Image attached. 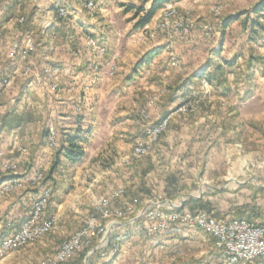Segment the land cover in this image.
I'll list each match as a JSON object with an SVG mask.
<instances>
[{
	"label": "crops",
	"instance_id": "1",
	"mask_svg": "<svg viewBox=\"0 0 264 264\" xmlns=\"http://www.w3.org/2000/svg\"><path fill=\"white\" fill-rule=\"evenodd\" d=\"M88 1L0 0V71L5 70L1 57L8 52L9 42L6 40L9 35L22 39V34L32 27L36 42V51L29 60L35 70L33 74L25 75L19 63L10 68V71L17 70L20 75H25L20 77L24 82L23 92L29 88L32 92L29 96L32 99L27 98L30 101L25 99V93L17 103L21 117L17 129L24 125L18 132L17 141L30 150L27 156L17 153L21 167L18 177L24 188L22 198L33 190L30 186L33 171L49 168L53 161V154L44 150L47 134L41 136L39 129L36 134L32 131L34 123H40L43 115L62 132L71 133L81 128L86 139L83 160L75 164L63 160L61 170L54 175V191L57 193H54V199L59 197V201L53 202L58 209L53 210L55 215L61 211L63 200L72 196V187L87 180L81 173L83 169L103 160L106 162L107 159H103L105 154L120 153L122 149L128 151L139 135L169 119L168 132L157 145L158 156L128 167L127 197L116 200L114 206L126 209L125 204L134 198L141 197L144 201L153 194H159L182 212L206 211L218 218L236 217V211L244 207L245 217L257 224L264 223V174L249 176L251 166L260 168L264 163L253 160L259 152H246L243 143L237 140L239 136L242 138L254 131L251 122L264 120V33H255L249 23L244 28L242 20L245 15L229 21L230 17L240 13L230 10L224 22L217 26L213 40L204 39L196 30L187 42H175L170 47V41L164 35L148 37L149 25L134 28L139 17L131 18L129 14L134 11L127 10L132 5L140 6L144 0H93L97 6L94 16L88 13ZM217 1L199 0V9L208 10ZM260 1H249L245 5L247 11H252ZM27 2L31 4L32 12L26 18L23 14L27 10ZM189 2L191 0L173 3L184 7ZM61 7L68 8L66 19L59 16ZM150 7L151 3L146 9ZM201 14L200 21L206 22L204 13ZM19 18H24L25 22L19 23ZM28 21L29 25L25 26ZM122 26H125L123 31L118 29ZM87 37L99 39L106 45L109 57L118 58L119 71L115 78L108 80L101 74L95 77L84 74L83 65L69 57L68 49L81 52L85 49L88 55ZM139 42L143 44L139 45ZM153 51L157 54L148 61V55ZM173 55L180 61L178 70L169 64ZM226 61L235 63L231 68H225L223 78L226 83L220 84L212 79L209 86H205L203 80H209L207 75ZM47 64L58 65L64 71L63 90L53 96L42 81L41 71ZM248 75H252V79ZM68 81L77 89L72 90ZM79 85H88L90 90L82 94ZM159 89L165 91L164 98L149 108V117L136 116L134 110L141 104V99L150 98L143 91L153 93ZM249 90L251 94L247 96ZM201 96L212 102L209 111L194 116L177 113L183 102H197ZM223 104L231 106L234 111H223ZM77 105L81 110L78 122L74 113ZM222 122H226L225 131ZM3 125L1 122L2 129ZM1 132L5 150L10 154L17 143L13 131L10 134ZM257 143L258 146L264 145L260 140ZM220 180L223 181L222 186L217 185ZM136 183L139 187L134 190L131 185ZM183 196L186 197L185 202L181 200ZM22 198L4 203L2 200L0 218L11 214ZM73 212L70 214L73 218L81 213L79 209ZM134 216L132 222L125 221L112 235V243L117 236L121 237L118 254L112 257L107 253L105 258H93L91 264H172L174 258H170L171 252H168L170 245H177L184 237L194 239L201 235L197 230L190 232L176 224L168 235L152 236L148 234L147 222ZM4 224L2 220L0 228L3 235L6 232ZM173 246L172 249L178 247Z\"/></svg>",
	"mask_w": 264,
	"mask_h": 264
},
{
	"label": "rangeland",
	"instance_id": "2",
	"mask_svg": "<svg viewBox=\"0 0 264 264\" xmlns=\"http://www.w3.org/2000/svg\"><path fill=\"white\" fill-rule=\"evenodd\" d=\"M28 1H30V0H28ZM90 1H92L95 5V12L91 13L88 8H87V10L91 16H94L97 12V6H96L95 1H93V0H90ZM249 1H251V0H233V1L219 0V1L211 4L210 5L211 7L208 10L207 9H204V10L199 9V0H191V2H189L184 7H180V6L174 5L173 2L172 3L169 2L167 4H170L174 7V9L177 12L176 16H174V17L168 16V12L165 10V7L167 6V4H165V6H163L155 14L152 21L148 24L150 26V28L148 27V30H147L148 31V37L150 38L151 35L152 36H158L160 34V35H164L165 38L167 39L168 34H170V33L172 35L174 34L175 38L170 43V47H172L175 42H187L190 39V37L192 36L193 32L197 30V31H200V33L204 39H206L208 41L213 40L214 36L217 33V26H219L222 22H224L225 17H226V15L229 14L230 10H233L235 12L240 11V13H244L245 11L248 10V8H246L245 5ZM149 3H151V1H149L146 4V6ZM26 5H27V8H26L27 10H26L25 14H23V13L22 14L27 18V16L32 12V7H31V4H29L28 2ZM151 5H152V3H151ZM242 6H244V8H242ZM61 8H63V7H61ZM66 9L68 10V8H66ZM128 11L129 10H127V12ZM201 13H204V15L207 19L206 22L200 21L201 16H202ZM129 16H131V18H132V16H134L133 19L136 18L134 12L130 13ZM253 17H254V15H253ZM180 20H183L185 24L188 23V24H193L195 26L193 28V30L191 31V33H189V35H187L186 37H184L182 39H181V37L176 36V35H178V33H176V30H173V28H171L172 26H174L177 23V21L179 22ZM138 21H139V18H138ZM18 22L19 23L21 22V18H19ZM166 22L169 23V26H166L165 28H163L162 24H164ZM208 24H215L213 34L210 37H206L205 33H204L205 27ZM136 25H137V23H136ZM136 25L134 28L138 29V28H136ZM124 27L125 26H122L121 28H118V29H121L123 31ZM32 29L33 28L31 27L30 29H27V31L31 32L32 36H34V33H33L34 29L33 30ZM14 37H15L14 35H12V36L9 35L8 36L9 40H8V38H7L8 41L6 40V43L9 42L8 50L10 48V44H11L12 40L14 39ZM45 37H46V35H45ZM94 39L101 42L99 39H97L95 37H94ZM88 43H89V40L87 37L86 50H87V52H89L88 55H86L85 49L83 50L84 53L81 52L80 50L72 51V50L68 49L67 54L69 55V57L71 59L75 60V62H80L83 65L82 71L84 74H89L90 76H94V77L96 75L101 74L108 80L115 78L118 74V71H119V63L117 61L118 58L113 57L112 55H110L111 57H109L108 50L106 51V54L103 57H98V60L102 64V66L100 67V69L97 72H92V71L87 70V68H86L87 62H89L91 60L96 61V59H95L96 56L94 55V53H92L91 49H89ZM140 44H143V43L139 42V45ZM6 45H4V46H6ZM5 48H7V46ZM91 53H92V55H91ZM7 54H8V52L6 53V55L2 56L3 58L1 57V59L4 60L2 63H4V66H5L4 69L5 70L0 71V76H4L7 73H10V68L15 67V65L11 64V62L8 61ZM173 59H175V61L177 62L176 67L172 65ZM19 64L22 65V67L24 69L23 72L25 74V63L19 62ZM169 64H170L171 68H173V69H176V70L180 69V61L174 55L170 57ZM113 65L115 66L114 69L116 71V74L110 78H107L106 77L107 75L105 73L108 72L109 66H113ZM54 67L60 68L62 70V68L58 65L47 64V66L45 68H43V70L41 71L42 72L41 75H43L42 81L48 85V91H49V94L51 96H53L54 94H58L59 92H61L63 90V89H61V83L63 81L64 71H61V74H57L54 76L47 75L44 72V70L46 68H54ZM13 70H15V69H13ZM34 71H35L34 68H32V72L30 73V75L33 74ZM16 76L17 77L15 79V82L13 84L12 89L0 101V105L3 107V110H4L3 114L0 118V122H2L4 124L3 129L1 127V131L3 130L4 132H6V134L7 133L10 134L12 131H15V129H17V127H18L16 125H18L19 122L21 121V117L17 111V103H19V101H20L19 98L22 95H24L25 93H27V95H26L27 97H25V99L27 101H30L27 98L32 94V92H29V90L31 88H29V89H27V91L23 92V89H24L23 83L24 82L20 81V77L23 78L25 75H20V73H18V75H16ZM252 77L253 76L250 75L248 78L252 79ZM204 80H207V79H204ZM204 80H203V84L205 86H209L208 84L204 83ZM207 81L210 82V80H207ZM68 84L70 85L69 87H71L72 90L77 89L76 88L77 86L74 83H71V81H68ZM54 86H57V87L54 88ZM79 86H78V88L81 89V92H83L82 94H86L90 90V87L88 85L87 86L79 85ZM250 87L253 88V84H251ZM143 92H145L146 96L150 95V98L145 97V98H143L144 100L141 99L142 100L141 104L138 101V103L140 105L136 106L134 111L136 112L135 113L136 116L139 114L141 117L145 118V117H149V111L148 110L153 105V101H154V104L161 101L164 98L165 91L163 89H159L157 91H154L153 93L147 92V91H143ZM29 98H31V97H29ZM12 100L15 101L14 104L11 103ZM146 101H148L147 105H146ZM186 102H188V101H186ZM191 102H192V104L193 103H195V104L191 105L188 108L180 109L181 105L185 103V102H183L177 108V113L180 115H183V116H194V115H198L202 112L209 111L210 107L212 106V102H209L208 99L204 96L199 97L197 102L192 101V100H191ZM221 107H223V109H224L223 111L227 110L229 113L234 111L231 108V106L229 107L228 105H225V104H223ZM75 109L76 110H74V113L77 116H81V112H80L81 110H80L79 106L75 107ZM45 118H47V119L44 121L43 119H45ZM41 119L42 120L40 123L35 120L36 121L34 123L35 126H34V129L32 131H35L34 133L36 134L37 130L39 129L38 133L41 136H44L45 134H47L46 137H47V143H48V138L50 137L48 128L50 126H52L54 129H56V132H57V147L56 148H58L59 147V141L62 139V135H63L62 129L57 128L56 125L54 124V122L48 121L49 120L48 117H45L44 115L42 116ZM32 121L34 122V120H32ZM169 122H168L166 129L161 133V135L152 144H150L151 149L149 150V152L146 155H143V156H137L136 155L135 142H134V144L130 147V149L128 151L127 150L124 151L122 149L120 153L112 152L109 154H105V157H103V159L106 158L108 161L106 160V162H104V160H103V162H102L103 164L98 163V164H95L93 167L83 169L81 171V173L83 172V175H85L87 177V180H82L83 182L81 181L76 187H72V189L74 190L72 196L68 200H63L64 201L62 203L63 207L61 208V211H59L58 214H56V215L53 212V210L57 209V208H55L53 206V202L59 201V197L58 198L55 197V199L53 197V199L50 203L51 206L49 205L50 208H48V211H47L48 216H52L55 218V225L53 226L52 230L49 233H47L46 235H44L42 238H40V239H38L32 243H29L26 246L19 247L17 250L10 253L3 260H1L0 264H3V262H5L4 264H8V263H13V264H42L44 261L49 260L52 257H54L56 255V253L60 250L61 246L66 241L71 240L83 228H85L87 223L89 222V220L91 218H95V219L100 221V223H101L100 229L101 228L107 229V233L109 234L108 238L110 239V236L114 234L116 228H114L113 231L111 232V228L109 229V226L112 224V222H114L116 220V217L114 215H111L107 218H103V215L99 209L100 207H99L98 203L100 202V200L102 198H104L106 195H108V193L111 194V193L117 191L119 188L124 189V196L122 197V199L123 200L126 199L128 190H127V186H126L125 182L129 181L128 180V172H129L128 167L134 166L135 164H137L141 160L145 161L146 158L148 159L149 157H153V156L157 157L158 156L157 155V150H158L157 145L160 143V140L164 139L166 133L168 132ZM222 123H224L222 125V126H224L226 122H222ZM251 123H252V126L254 127V131L251 130L249 132V134H247V133L244 134V136L242 138L239 136V138H237V140H239V143H241V144L243 143L244 150L246 152H248L250 154H252V153L254 154V153L259 152V154L255 155V158H253V160L259 161V163L261 164V163H264V145L258 146L257 141L260 140L261 142L262 141L264 142V120H259V121H255V122H251ZM253 127H251V128H253ZM223 131H225V126L223 127ZM145 133L143 135H139L138 137L144 136ZM13 136H15V135L13 134ZM82 137L85 138L84 136H82ZM85 141H86V139H85ZM18 143H20V141H18ZM47 143L44 146V150H49L53 154L52 156H54V152H55L54 150L56 148L53 150L49 149ZM29 153H30V150H29ZM104 164H106L107 166H105ZM109 166H111V167H109ZM40 170L41 171H48L49 168H46V169L40 168ZM249 172H250L249 176L251 178H252V176H254V174L262 176L264 174V165H261L260 168L251 166L249 168ZM253 181H256V179H253ZM222 184H223V181H221V180L217 183V185H219V186H222ZM137 185H138V183L132 184L131 188L136 190L139 187ZM215 185H216V183H215ZM30 186L33 190L29 191L30 195H28V196L25 195L22 198V194L24 193V188L21 187L20 189L16 190L13 194H10L9 196H6L0 200V204H3L5 201L11 200L13 198L14 199H18L19 197L22 198L18 202V204H19L18 207H15V209L12 211L11 214H9V215L7 214V217H6V215H4L3 218H0V224H1L2 220L5 222L7 220H11L14 225H17L18 223L21 224L23 221H25L27 219L28 214L30 212V208H27L26 210H24L23 209V203H26V204H28L27 206H30V204H32L39 197L40 188H41V186L38 187L37 185H33V184ZM30 186L28 185L27 187L30 188ZM44 186H48V187L52 188V195L54 193H56V191H54L55 189H53L54 185H51L50 183H48V184H44ZM55 195H57V193ZM76 197H78V198H76ZM135 199L138 200L136 212L134 214H128L126 216V218H128V219H132L133 215L137 216L140 213V211L143 209L146 201L155 200V199H159L161 201H164V199L161 195L153 194L152 196L148 197L144 201L142 200L141 197L132 199L131 202H129L127 205L125 204L126 209H119V208L115 207L114 206L115 202H117V201H115L113 203L114 209H111V210L112 211L121 210V211L125 212L128 209V207L131 204H133ZM181 200H183V202H185L186 197L183 196L181 198ZM65 201H67V202H65ZM58 205H60V204H58ZM139 206H141V207H139ZM137 208H140V209L137 211ZM74 209H79V211L81 212L75 218H73V215L72 216L70 215L71 213L74 214V212H73ZM112 213L114 214V212H112ZM99 221H98V223H99ZM123 221H126V220L124 219ZM17 228L18 227H16V229ZM2 231H4V230H2ZM197 232H199L201 235H196L194 239H190V237H184V238L180 239V241L178 242L177 245H174V246L170 245L169 248H171V250H169V251L167 250V251L171 252L170 258L171 257L174 258V261H172V264H221L220 259L214 250V241L212 240V238H210L203 231L197 230ZM5 235H6V232L4 235L1 234V228H0V238L3 239ZM101 235L99 237L94 236L90 241V243H91L90 246L85 248L83 251L79 252L78 254H76L75 259L80 257L81 254L87 252L88 250L93 252L95 245L102 238ZM157 236H160V235H157ZM1 239H0V241H1ZM172 246L173 247L178 246V247L172 249ZM117 249L118 250L116 252L115 251L109 252L112 257L116 256L118 254L119 245L117 246ZM165 250H166V248H165ZM84 262H85V260H84ZM85 264H86V262H85Z\"/></svg>",
	"mask_w": 264,
	"mask_h": 264
},
{
	"label": "built area",
	"instance_id": "3",
	"mask_svg": "<svg viewBox=\"0 0 264 264\" xmlns=\"http://www.w3.org/2000/svg\"><path fill=\"white\" fill-rule=\"evenodd\" d=\"M86 8L91 13L95 12V5L92 1L86 3ZM165 10L168 12L169 17L176 16L177 12L174 7L167 4ZM166 12V13H167ZM61 18H67L69 11L63 7L59 10ZM21 22H24V18H21ZM163 28L169 26L166 22ZM213 25V26H212ZM215 24H208L205 27L204 33L206 37H210L213 34ZM195 26L193 24H185L183 20L172 26L173 30H176L178 37L184 38ZM23 38L16 37L12 40L10 48L8 50L7 59L11 64L18 65L19 62L25 63V75H30L33 65L29 61L31 54L36 51V42L31 32L26 31L22 34ZM175 35L168 34L167 40L172 42ZM88 47L92 53L96 56V61L87 62V70L97 72L102 64L99 62L98 57H103L106 54L107 47L104 43H101L94 39V37H88ZM91 53V55H92ZM173 66H177V62L173 59ZM115 66H109V70L105 73L107 78H110L116 74ZM60 71V72H59ZM60 68H46L44 72L47 75L54 76L61 74ZM17 70L10 71L4 76H0V101L3 97L12 89L16 79ZM205 84H209L207 80H204ZM57 86H54L56 88ZM154 104V101H153ZM191 101L185 102L181 105L180 109L190 107ZM3 107L0 105V118L3 114ZM146 118V117H145ZM169 119L163 120L157 126L148 129L144 136L138 137L135 141V149L137 156L146 155L151 149V145L166 129ZM1 127V122H0ZM24 125L22 124L17 130L13 131L15 139H18V132ZM49 138L48 147L53 150L57 147V132L52 126L48 128ZM4 134L0 131V180L7 175L16 176L13 179L0 182V200L10 194H13L16 190L23 186V181L17 177L20 173V162L17 153L20 156L29 155V148L18 143L15 144L14 151L10 154L5 150ZM44 171L35 169L32 173L31 183L37 185L40 188L39 197L30 206L23 203V209L30 208V212L25 221L16 229L11 220H7L8 233L0 241V261L7 255L17 250L19 247L26 246L32 243L44 235L49 233L55 225V218L48 216V206L52 198V188L44 186ZM124 196V189L119 188L117 191L106 195L98 203L99 209L102 212L103 218H107L111 215L116 217V220L109 226L111 232L114 228H119L126 222H132V219L126 218L128 214H134L138 200L135 199L128 209L123 212L121 210L112 211L113 203L116 200L122 199ZM114 212V214L112 213ZM138 218L144 219L147 222V231L152 236H166L176 224L185 228L190 232L201 230L206 233L214 241V250L220 259L221 264H264V223L257 224L247 219H239L236 217H222L218 218L206 211H179L178 206L171 202L161 201L159 199L146 201L143 209L137 215ZM95 218H91L86 227L83 228L75 237L66 241L56 253L54 257L44 261L42 264H70L75 260L76 254L83 251L90 246L91 239L101 234V240L95 245L94 251H90L86 255L85 262L95 253V251H101L102 258L106 257L104 249L108 248L110 239L106 238L107 229L101 227V223ZM112 236V235H111ZM121 240L120 236H117L112 243V251H117V246ZM88 264V261L87 263Z\"/></svg>",
	"mask_w": 264,
	"mask_h": 264
},
{
	"label": "trees",
	"instance_id": "4",
	"mask_svg": "<svg viewBox=\"0 0 264 264\" xmlns=\"http://www.w3.org/2000/svg\"><path fill=\"white\" fill-rule=\"evenodd\" d=\"M151 1L152 5L147 10L146 4ZM178 0H144L140 6L132 5L130 8H128L129 11H134L135 17H139V21L137 22L136 28H144L147 26L152 19L154 18L155 14L163 7L165 4L169 2H176ZM264 0H261L252 11H245L244 13H240L237 16H232L228 20L232 21L235 19H239L243 15H245V18L242 20V25L244 28L248 26V23L250 24V27L255 33H264ZM251 14L254 15V17H251ZM29 21L24 23L25 26H28ZM256 29V30H254ZM157 54V51L150 52L148 55V61L152 59L153 56ZM254 59V58H252ZM234 61H226L220 66H218L215 71L207 75V78L211 81L212 79H215L220 84L226 83V80L223 78V73L225 71V68H231L234 65ZM251 94V90H249L247 96ZM76 121L78 122L81 117L75 116ZM62 139L59 141V147L56 148L54 151V158L53 161L49 167L48 171H44V180L43 184L50 183L51 185L56 186V179L54 178V175L57 174L61 170V167L63 165V160H67L72 164L81 162L85 156L84 151V142L85 138L82 137V130L81 128H76L74 132L66 133L62 132ZM14 175H7L4 176L0 182L7 181L10 179L15 178ZM18 177V176H17ZM54 189V187H53ZM54 197V194L52 195V198L50 200V203ZM49 205L51 206V204ZM48 208H50L48 206ZM244 207H240L235 214V216L239 219H247L249 221H252L250 218L245 217L244 212H242ZM19 223L15 225L16 227H19ZM3 229L6 231V234L8 233L7 228V221L4 224ZM90 250L87 252L81 254L80 257L75 259L70 264H85L84 260L86 258V255L88 254ZM112 251V236H110V244L108 248L104 249V253H109ZM96 257H101V251H96L88 260V264H91V260Z\"/></svg>",
	"mask_w": 264,
	"mask_h": 264
},
{
	"label": "water",
	"instance_id": "5",
	"mask_svg": "<svg viewBox=\"0 0 264 264\" xmlns=\"http://www.w3.org/2000/svg\"><path fill=\"white\" fill-rule=\"evenodd\" d=\"M109 229H110V227H109ZM108 236H109V234L107 233L106 238H108ZM86 263H87V261H86Z\"/></svg>",
	"mask_w": 264,
	"mask_h": 264
}]
</instances>
